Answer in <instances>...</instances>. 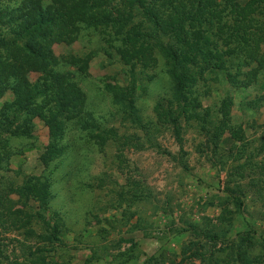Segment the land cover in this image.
<instances>
[{"label": "rangeland", "instance_id": "374dc122", "mask_svg": "<svg viewBox=\"0 0 264 264\" xmlns=\"http://www.w3.org/2000/svg\"><path fill=\"white\" fill-rule=\"evenodd\" d=\"M105 39L99 31L83 28L74 43L53 45L52 50L64 57L90 54L85 75L68 63L59 64L58 70L71 73L85 94L87 111L102 127L115 129L120 141L108 140L99 147L70 126L64 154L45 167L38 160L47 143L41 122L33 121L32 139L5 137L9 157L0 169V190L15 201V189L25 177L48 179L52 196L40 214L44 225L57 224L61 244L51 249L42 243L44 226L38 217L31 219L28 238L27 227L0 226V264H26V249L33 243L45 245L42 264H164L180 259L188 264L193 247L184 249L190 243L200 251L210 250V243L194 237L188 226L215 228L224 219L229 224L221 226L224 240L217 248L225 239L235 241L238 235L249 234L253 241L249 253L264 256V79L238 88L236 78L204 72V81L195 88L203 120L180 118L177 142L152 110L157 100L166 99L170 87L159 60L146 71L153 74L150 80L136 75L135 106L149 133L148 144L144 132L121 117L104 89L129 81V67L120 63ZM37 77L27 75L30 82ZM227 99L228 125L237 131L236 140L219 122L220 104ZM216 127L224 132L214 140L210 136ZM235 186L244 192L238 194L240 207L227 196ZM52 212L60 217L55 223Z\"/></svg>", "mask_w": 264, "mask_h": 264}, {"label": "trees", "instance_id": "16d2710c", "mask_svg": "<svg viewBox=\"0 0 264 264\" xmlns=\"http://www.w3.org/2000/svg\"><path fill=\"white\" fill-rule=\"evenodd\" d=\"M0 20L4 24L0 25V169L9 157L5 137L34 138V120L47 130V143L38 156L45 167L64 154L63 140L70 126L99 147L108 140L120 141L115 129L102 127L87 111L85 94L71 73L58 70L59 64L68 63L76 72L86 74L90 54L64 57L52 50L53 45L74 43L83 28L105 36L120 63L129 67L126 86L104 89L121 117L144 132L148 144L149 133L135 106L136 75L150 80L153 74L146 71L154 69L159 60L170 87L166 99L157 100L152 110L157 122L166 125L177 142L180 118L203 120L195 88L204 81V72L236 78L238 88L264 79V0H0ZM29 73H37V79L30 82ZM228 100L220 104L219 122L236 140L237 131L228 125ZM223 132L216 127L210 137L215 140ZM213 146L217 148L215 143ZM179 165L185 168L183 163ZM49 185L45 177L27 176L15 189V201L0 190V226L13 230L27 227V237L31 219L38 217L44 226L39 238L52 249L61 244L57 224L44 225L41 215L52 196ZM227 191L228 198L240 207L243 203L238 194L244 193L243 188L235 186ZM51 214L54 223L59 220L57 212ZM221 226H188L194 237L210 243L208 251L190 243L184 249L193 247L188 264H264V256L249 253L253 245L249 234L238 235L235 241L225 239L217 248L224 240ZM43 246L28 245L26 264H42ZM182 263L180 259L164 264Z\"/></svg>", "mask_w": 264, "mask_h": 264}]
</instances>
